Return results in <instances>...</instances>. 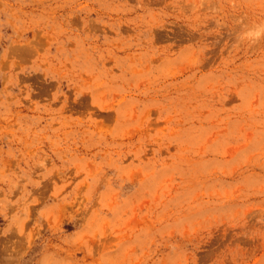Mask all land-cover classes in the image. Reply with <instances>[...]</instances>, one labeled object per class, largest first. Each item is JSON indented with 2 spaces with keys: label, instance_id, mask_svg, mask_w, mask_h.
I'll return each instance as SVG.
<instances>
[{
  "label": "rangeland",
  "instance_id": "obj_1",
  "mask_svg": "<svg viewBox=\"0 0 264 264\" xmlns=\"http://www.w3.org/2000/svg\"><path fill=\"white\" fill-rule=\"evenodd\" d=\"M0 264H264V0H0Z\"/></svg>",
  "mask_w": 264,
  "mask_h": 264
}]
</instances>
